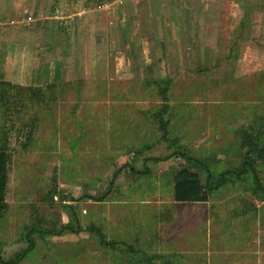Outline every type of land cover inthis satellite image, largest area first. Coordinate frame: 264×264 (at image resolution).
I'll return each mask as SVG.
<instances>
[{
    "label": "rangeland",
    "instance_id": "obj_1",
    "mask_svg": "<svg viewBox=\"0 0 264 264\" xmlns=\"http://www.w3.org/2000/svg\"><path fill=\"white\" fill-rule=\"evenodd\" d=\"M2 146L4 261L264 264V0H0Z\"/></svg>",
    "mask_w": 264,
    "mask_h": 264
},
{
    "label": "trees",
    "instance_id": "obj_2",
    "mask_svg": "<svg viewBox=\"0 0 264 264\" xmlns=\"http://www.w3.org/2000/svg\"><path fill=\"white\" fill-rule=\"evenodd\" d=\"M162 98L164 100V104H163V110L165 111L166 109V96H165V90H162ZM162 111V113L164 112ZM161 114V113H160ZM160 119V129L162 130V135L166 134V129H165V123L162 121V118ZM4 146L0 147V216L2 215V213L5 211L6 209V202H5V192H6V185H7V179H8V175H7V170H8V163H9V158H8V154L5 152L4 150ZM250 151L254 152L256 155H259V152L256 151V147L254 149L253 146L250 147ZM176 154H178L179 156H181L184 159H187L189 161H192L194 163H199L198 159L196 158H191L190 156L186 155L185 152H175ZM248 155V154H247ZM152 159V158H150ZM152 160H160V158H154ZM255 159L253 157H249V155L247 156L246 159H244V161L242 162V170H245L246 168L249 170L253 167ZM133 170V169H131ZM118 171H115L113 173V176L115 177L117 175ZM226 173H236L233 172L232 170L227 171ZM225 173V174H226ZM225 174L221 175V178H223L225 176ZM220 178V180H222ZM212 180V176L211 173L208 171L207 172V177H206V182L204 185L201 184V182L197 179V177L194 174H191L188 171H180L178 173V178L177 181L175 183V187H174V199L176 201H180V202H185V201H205L207 198V194L204 193V187L208 188V189H215L219 183L217 184H208V182H210ZM255 185L258 186V181L257 179H255ZM207 190V189H206ZM101 198H98L96 200H100ZM64 201V198H62V202ZM54 231V230H52ZM50 230H42L40 229L38 226H31L30 228H27L25 230V239L27 242V247L25 250H23L22 252H20L18 255H16V257L10 259V261H4L1 258V254H0V264H17L19 261H21L22 257H24L27 253H29L30 251L34 250V245L35 242L32 240L31 235H33L36 232H40L41 234H46L49 233L51 234ZM60 232V230H58L57 232H52V233H58Z\"/></svg>",
    "mask_w": 264,
    "mask_h": 264
}]
</instances>
